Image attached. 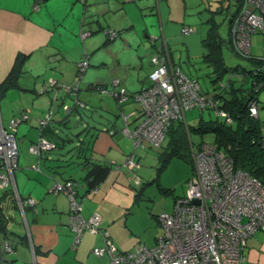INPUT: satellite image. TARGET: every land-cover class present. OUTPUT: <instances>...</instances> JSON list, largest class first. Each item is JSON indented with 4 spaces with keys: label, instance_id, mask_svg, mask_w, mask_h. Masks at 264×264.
<instances>
[{
    "label": "crops",
    "instance_id": "0c3cea01",
    "mask_svg": "<svg viewBox=\"0 0 264 264\" xmlns=\"http://www.w3.org/2000/svg\"><path fill=\"white\" fill-rule=\"evenodd\" d=\"M194 4L189 0H0V123L7 127L10 118L26 113L14 130L18 154L11 185L18 195L33 200L31 206L16 207L10 202L5 206L9 218L6 232L13 236L11 247L0 245V264H110L107 254L92 252L94 245L104 242L102 232L85 230L76 239L67 226L69 197L52 189L54 180L61 179L56 167L74 173L82 215L98 213L101 229L108 232L107 238L118 249L155 243L163 232L157 215L170 211L174 198L170 207L167 201L161 206H154V202L148 205L150 197L141 184L142 175L135 172L140 155L126 132L132 118L129 116L127 124L121 115L117 120L119 114L113 119L103 111L107 107L100 95L93 97L90 93L99 92V84L111 88L114 77L120 78L129 92L137 90L151 70L150 57L159 45H166L177 62L173 50L178 49L172 41L178 35L173 30L181 34L184 24H195L196 17L195 21L187 17L195 12ZM177 20L181 21L179 25ZM108 29L115 30V36H109ZM86 30L90 32L82 35ZM188 42L187 49L178 50L179 58L182 51L188 53ZM18 55L24 57L18 85L4 88L2 83ZM83 56L88 63L80 70ZM103 69L108 70L103 73ZM83 76L87 78L82 82ZM71 82L77 86L72 93L60 86ZM83 89L85 93L81 94ZM80 103L99 105L104 112L88 118V122L100 126L91 135L88 154L91 160L111 167L92 189H87L80 178L86 172L82 159L72 148L73 143H65L68 129L61 122ZM136 106L135 100L118 104L120 113L136 110ZM49 108L53 110L52 120L46 123L44 134L57 145L32 151L30 147L40 138L52 141L40 132L45 125L41 119ZM68 117L73 121L72 131L84 122L78 121L77 112ZM24 141L27 146L21 150L19 142ZM132 151H136V165L129 166L126 158ZM244 255L241 264H264L263 228L248 236Z\"/></svg>",
    "mask_w": 264,
    "mask_h": 264
},
{
    "label": "built area",
    "instance_id": "2783aa9c",
    "mask_svg": "<svg viewBox=\"0 0 264 264\" xmlns=\"http://www.w3.org/2000/svg\"><path fill=\"white\" fill-rule=\"evenodd\" d=\"M190 30L185 26L181 32L188 34ZM232 31L240 53H249L251 33L255 31L262 33L264 42V0H244ZM106 32L109 36L117 33L113 29ZM87 33L84 31L82 35ZM151 60L154 68L149 74V84L132 95L119 86L121 81L117 77L111 79V88L98 86L100 92H110L120 102L132 96L139 106V117L134 119L133 125L126 127L134 147L162 144L170 120L182 118L184 111L193 105H212L199 94L198 82L188 78L170 62L167 63L164 56L157 54ZM87 63V57L83 56L79 61L80 70ZM60 86L70 93L77 88L72 82L61 83ZM250 103V114L256 116V102ZM215 111L225 115L226 122L232 121V117L222 108ZM134 113L136 110L129 113L121 111L120 115L127 124L129 116ZM52 114L53 110L49 108L41 124L49 122ZM25 117L26 113L22 112L18 119L10 118L7 127L0 123V187L12 183V171L17 166L18 154L14 130ZM51 146H54V142L43 137L30 150L39 151ZM191 159L192 174L186 182L185 191L174 198L170 211L158 213L163 232L151 246L118 249L107 238L108 232L101 229L98 213H91L88 217L82 215L71 181L57 182L52 189L63 191L69 197L68 226L76 239L83 230L102 232L104 242L94 246L92 252L96 255L107 254L111 264H241L245 259L244 248L248 236L258 228L264 229V185L247 170L236 167L232 158L214 140L199 142L191 151ZM126 163L136 165L133 152L127 156ZM15 195L19 197L18 193ZM24 202L33 204L30 197Z\"/></svg>",
    "mask_w": 264,
    "mask_h": 264
},
{
    "label": "trees",
    "instance_id": "16d2710c",
    "mask_svg": "<svg viewBox=\"0 0 264 264\" xmlns=\"http://www.w3.org/2000/svg\"><path fill=\"white\" fill-rule=\"evenodd\" d=\"M204 2V0H194V8L195 12L197 11L198 13H200V17L205 18L204 21L207 24L206 33L203 37H201V45L204 61L211 64L213 68V77L211 81L214 84V87L217 82V85L215 87L216 89L213 93L201 90L198 78L193 73H186L183 70L180 61L177 60V62H175L173 60L172 56L167 52L168 48L166 45H159L158 47H156L154 54H152L150 57L151 70L137 90L129 92V90H127V88L122 84V82L119 83V86L124 87L126 92L130 95L140 91L149 84V74L154 68V63L151 60L152 56L157 54L158 56L161 55V57L164 56V58H166V60L168 61L167 63L170 62L172 66L179 68L180 71L188 78L195 79L199 84V94L206 99V102H212V105L215 106L207 103L202 107L193 105L184 111L182 118H175L169 121L165 136V142L167 143V146H165V144L162 145V148H164V150L161 153L159 159L157 172L159 173L166 166L167 162L174 154H184L183 152H190L191 147L189 134L192 131L200 133L210 131L214 134L213 140L232 158L235 166L247 170L252 175L256 176L264 185V119L260 118L258 100V92L262 87H264V57H252L251 44L248 54L240 53L234 43L232 28L235 18L241 13L244 0H218L215 5H209V3H205L206 6ZM191 5L193 6V4ZM203 8L206 9V11H204L206 12L204 16L202 13ZM218 13L225 14V16L227 17L228 28L226 37L222 36L218 30L219 21L215 16ZM196 22H198V20H196ZM185 26L191 29L189 33L195 31L198 28L196 24H184L182 28ZM256 32L260 31H255L253 33ZM253 33H251V35ZM224 47H227L242 56H248L249 58H251L253 61L252 68L248 69L239 64L238 66L236 65L235 68L226 66L223 59ZM23 60V56H17L12 69L9 71L6 79L2 83V87L8 88L12 85H18V77L22 72ZM236 75H239L241 77V80L252 79L251 86L249 88L243 87L241 80L239 79V77L237 78ZM99 85H103V87H106L104 86L105 84ZM109 86L113 87L111 85V82L109 83ZM72 96L73 94H71V98ZM116 100L120 102L117 98ZM133 101V97L129 96L128 99L121 101L122 103H120L119 105H123ZM251 101L256 102V106L258 108V114L256 116L250 114L249 106L251 104ZM221 108L224 111L228 112V115L232 117L231 122H226V116L220 112L215 111V109L220 110ZM100 109L102 108H100L99 105L95 104H84L83 106L78 104L75 105L69 113L67 112L68 114L66 113L64 119L61 120V122L64 123V128L68 129V132H66L67 136L64 137V139L66 140L65 143H73L72 148L77 149V156L78 158L82 159L80 163L85 168L86 172L80 178L86 183L87 189L95 188L107 176L111 167L109 163L96 162L91 160V157L88 154L92 136H94L96 134V131L100 128V126H98L97 124H91L90 122H88V118H94V116L97 117L100 114H104V112L100 111ZM191 109H198V121L194 124H188L186 121V113ZM139 110V106L137 105L136 113L130 116L132 118V125L135 123H133L134 119H137L140 115ZM73 112H77V116L80 117L78 121H80V119L82 121L84 120V122L77 126L79 128L75 130L76 132L72 131L73 121L68 117ZM51 120L52 118L50 119V121ZM50 121L47 124H49ZM47 124L41 127V134H44V128ZM44 135L50 138L48 135ZM87 136H89V138H87ZM52 141L57 145V142L55 140L52 139ZM59 141L58 144L60 143ZM146 147L148 146H137L134 147V149H144ZM135 152H133L134 159ZM189 156L191 158V153H189ZM190 161L192 162V159H190ZM55 171H61V173L59 174L61 179H55L54 181H56V183H64L67 180L71 181L72 188L76 191V193L78 192L76 184L77 182L76 179H74L73 172L69 173L70 171H68L67 173H64L65 170H63V168L58 169L57 167L55 168ZM14 194L15 193L12 185L7 184L4 187H0V245H2L3 243L4 247L6 244L9 247L12 246L10 238L13 235L6 232L9 218L5 214L4 209L5 206H8L9 202L11 204L14 203V205L17 207L18 204L16 203ZM19 197L24 202L25 199L29 198L30 196H23L19 194ZM24 206H31V204L24 202ZM70 231L72 232L71 229ZM84 231L85 230H83L82 233ZM102 244L103 242L96 245Z\"/></svg>",
    "mask_w": 264,
    "mask_h": 264
},
{
    "label": "rangeland",
    "instance_id": "374dc122",
    "mask_svg": "<svg viewBox=\"0 0 264 264\" xmlns=\"http://www.w3.org/2000/svg\"><path fill=\"white\" fill-rule=\"evenodd\" d=\"M194 1V0H192ZM204 4L209 3V5H215L218 0H204ZM205 4V6H206ZM203 16L206 14V9H202ZM200 13L197 11L194 12L191 15H188L189 18H193L195 21L196 18L198 22H195L197 25V29L190 34L191 37H188L187 35L178 34L179 31L173 30V33L178 36H176L172 44L180 50V49H187L185 46L187 45V39H189L190 42H188V53L182 51L181 58L178 57V50H173L175 53V58L181 62L183 70L187 73H193L197 78L201 86V90L205 92L213 93L215 91V87L217 85V82L215 84L212 83V65L208 62L204 61L203 55H202V45H201V37H203L206 33L207 24L204 21V17L199 16ZM217 20L219 21V27L218 30L222 36H227V28H228V21L225 14H216L215 15ZM196 17V18H195ZM187 22V21H185ZM181 23L180 20H177V25ZM178 29V28H177ZM188 54V57H187ZM251 56L252 57H264V42L262 39V33L256 32L251 35ZM223 55H224V63L226 66L230 68H235L236 65H241L246 68H252L253 61L248 56H242L238 53H235L231 49L224 47L223 48ZM108 69H103L102 72H107ZM237 78L241 80V77L239 75H236ZM87 78V76H83L82 82ZM144 80V79H143ZM243 87L249 88L252 84V79H243L241 80ZM85 89L81 90V94H84ZM97 93H90L93 97L96 95H100V98L103 100L104 108L107 107L104 112H106L108 115H111V117L114 119L115 114L118 115L119 120L120 117V111L118 104L122 102L116 101L113 94H106L109 92H98ZM94 100V99H93ZM258 100H259V112H260V118L264 119V87L260 89L258 92ZM1 103H4V101H1ZM89 103V102H88ZM198 109H191L186 113V121L188 124H194L198 121ZM18 119V117H17ZM21 131V129H20ZM214 134L210 131L205 132H195L192 131L189 134V140H190V152L192 149H195L197 144L201 142V140H213ZM164 141L162 144L158 146H153V149H138L137 153L140 155V166L135 172L142 175V183L145 185L146 189V195L150 198L149 206H152V203L154 202V206H161L163 202L167 201L168 207H170L171 201L174 198V195H182L184 193L186 182L188 178L191 175V161L189 153L183 152L184 154H174L171 156L169 161L167 162L166 166L158 173L157 167L159 165V159L161 156V153L163 152L164 148H162V145L165 144L167 146V143ZM27 146V142H19V148L23 150ZM17 164V163H16ZM15 166V165H14ZM14 170L12 171V174H14ZM10 172V170H9ZM149 174V175H148ZM155 179V180H154ZM135 180V179H133ZM140 181V179H139ZM14 193L17 194L16 189H13ZM14 194V195H15ZM16 203L18 205L24 206V203L19 199L17 195H15ZM32 204V203H30ZM173 206V205H172ZM172 209V208H171ZM6 248H9L7 244L5 245ZM110 263V259H109ZM111 264V263H110Z\"/></svg>",
    "mask_w": 264,
    "mask_h": 264
},
{
    "label": "water",
    "instance_id": "95a60500",
    "mask_svg": "<svg viewBox=\"0 0 264 264\" xmlns=\"http://www.w3.org/2000/svg\"><path fill=\"white\" fill-rule=\"evenodd\" d=\"M79 105H82V103H80Z\"/></svg>",
    "mask_w": 264,
    "mask_h": 264
}]
</instances>
